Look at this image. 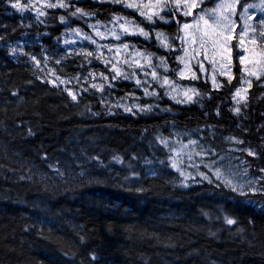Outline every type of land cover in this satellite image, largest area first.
<instances>
[{
	"label": "trees",
	"instance_id": "obj_1",
	"mask_svg": "<svg viewBox=\"0 0 264 264\" xmlns=\"http://www.w3.org/2000/svg\"><path fill=\"white\" fill-rule=\"evenodd\" d=\"M61 1L65 6L43 23L32 12H11L10 0H0V264H264V180L257 191L244 193L219 182L184 186L181 168L170 164L180 142L199 141L226 154L235 140L264 164V75L245 98H232L244 77L237 32L232 78H221L218 89L200 75L178 76L180 24L216 0H204L190 16L165 0L173 13L169 23L149 20L119 0ZM86 15L101 24L121 19L150 34L147 40L122 39L152 57L145 70L153 75L140 74L151 82L150 97L129 78L113 79L112 67L88 40L69 52L56 48L62 30L90 33ZM155 31L166 34L169 50L152 37ZM163 76L191 94L173 102ZM127 96L146 108L125 112L117 105ZM73 153L94 164L90 180L54 185L32 169ZM243 153L256 165L255 156ZM126 177L141 186L125 184Z\"/></svg>",
	"mask_w": 264,
	"mask_h": 264
},
{
	"label": "rangeland",
	"instance_id": "obj_2",
	"mask_svg": "<svg viewBox=\"0 0 264 264\" xmlns=\"http://www.w3.org/2000/svg\"><path fill=\"white\" fill-rule=\"evenodd\" d=\"M119 1L124 6L137 10L149 20L157 17L161 21L169 23L173 15L172 10L166 11L165 0ZM172 1L173 9L190 16L194 9L200 8L204 0ZM240 1L216 0L211 7L200 9L191 20L183 21L180 24L183 50L177 56L180 64L178 70L180 78L200 75L210 83L213 89H218L222 84L221 78L231 79L232 77L231 40L237 32L239 61L244 70V77L232 94L233 100L245 98L253 80L264 75V0H250L241 9H238ZM9 6L11 12L23 14L29 11L33 13V17L37 21L48 23L50 18H53L50 11L62 8L65 4L61 0H10ZM86 16L90 33L87 34L81 29L63 30L61 38L56 40V48L61 47L64 51L69 52L76 48L81 41L88 40L95 45V52L101 61L112 67L115 73L113 79L129 78L138 84L145 96L150 97L154 91L146 84H151V82L140 74H148L145 68L151 69L152 57L135 50L128 43L122 42L126 36L147 40L150 34L140 26L121 19L101 24L93 21L91 16ZM59 22L64 23L65 19L60 18ZM152 37L159 41L165 51L169 50L170 42L165 33L155 31ZM6 46L13 50L18 47L12 43ZM157 65L167 72L162 61H158ZM136 69L139 71L137 72ZM49 74L52 76L50 71ZM148 75L152 76L153 70ZM99 77L100 75L92 74L90 78L96 80ZM86 81L87 79L83 78L77 84L80 88H85L84 82ZM52 82H59L67 91L74 90L67 88L71 85L65 79L58 81L53 78ZM161 82L167 87V97L173 102L182 101L192 92L190 87L179 86L166 76L161 78ZM94 84L97 85L98 82ZM97 88L99 89V87ZM117 106H120L125 112L146 108V106L142 107L140 101L134 99V96L125 97L118 102ZM228 148L230 152L218 154L204 147L199 141L180 142L173 151L170 164L173 168H181L180 173L183 177L181 185L184 186H189L193 181L199 180L219 182L238 193L257 191L259 181L264 180L262 157L252 154L251 148L240 146L238 140H235ZM243 152L255 156L257 158L256 165L252 166ZM91 165L94 166L89 160L73 153L71 158L49 163L45 169L38 166H34L32 169L42 182L60 185V183L75 182L74 179L83 176L90 180V175H95ZM148 172L142 171L141 175H148ZM124 183L136 186V188L141 186L139 180H128V177L125 178Z\"/></svg>",
	"mask_w": 264,
	"mask_h": 264
},
{
	"label": "bare ground",
	"instance_id": "obj_3",
	"mask_svg": "<svg viewBox=\"0 0 264 264\" xmlns=\"http://www.w3.org/2000/svg\"><path fill=\"white\" fill-rule=\"evenodd\" d=\"M48 26V25H47ZM72 26V25H71ZM63 31V30H62ZM65 31H67V30H65ZM76 31V30H75ZM2 39V38H1ZM59 39V38H58ZM7 41V40H6ZM1 43V42H0ZM7 43H9V42H7ZM1 45V44H0ZM9 45H10V43H9ZM7 47V46H6ZM13 47V46H12ZM15 47V46H14ZM11 50H12V48H11ZM9 51V50H8ZM17 51V50H16ZM14 52V51H13ZM12 52V53H13ZM16 55V54H15ZM11 56V55H10ZM14 57V56H13ZM13 59V58H12ZM232 66V65H231ZM258 165V164H257ZM257 168V167H256ZM262 168V167H261ZM258 169V168H257ZM254 170H255V168H254ZM258 171V170H257ZM262 171V170H261ZM260 172V171H259ZM259 175V174H258Z\"/></svg>",
	"mask_w": 264,
	"mask_h": 264
}]
</instances>
